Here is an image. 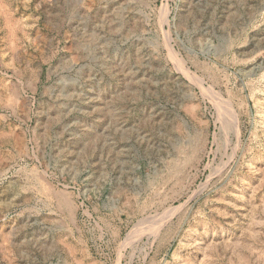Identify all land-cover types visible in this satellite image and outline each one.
Instances as JSON below:
<instances>
[{
  "label": "rangeland",
  "instance_id": "1",
  "mask_svg": "<svg viewBox=\"0 0 264 264\" xmlns=\"http://www.w3.org/2000/svg\"><path fill=\"white\" fill-rule=\"evenodd\" d=\"M0 264H264V0H0Z\"/></svg>",
  "mask_w": 264,
  "mask_h": 264
}]
</instances>
